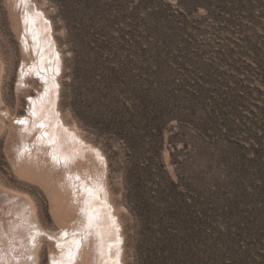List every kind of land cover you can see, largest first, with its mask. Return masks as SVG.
Wrapping results in <instances>:
<instances>
[{
  "label": "rangeland",
  "instance_id": "374dc122",
  "mask_svg": "<svg viewBox=\"0 0 264 264\" xmlns=\"http://www.w3.org/2000/svg\"><path fill=\"white\" fill-rule=\"evenodd\" d=\"M32 1L61 66L23 48L20 1L0 0V190L30 197L47 232L77 215L57 210L46 171L17 149L33 144L43 74H58L55 116L107 159L89 172L75 167L85 157L67 156L68 168L94 185L106 166V203L83 192L116 210L124 264H264V0ZM33 57L40 70L26 87L19 73ZM105 225L92 226L101 251ZM41 243L39 264L64 249L48 233Z\"/></svg>",
  "mask_w": 264,
  "mask_h": 264
},
{
  "label": "bare ground",
  "instance_id": "6f19581e",
  "mask_svg": "<svg viewBox=\"0 0 264 264\" xmlns=\"http://www.w3.org/2000/svg\"><path fill=\"white\" fill-rule=\"evenodd\" d=\"M16 1H20L18 3L20 4L19 7L20 9L23 8L24 12H22L23 17L20 16L19 22V25L22 28L21 35L22 33L24 35V37L22 38L24 46L23 48L26 47V49L30 52H32L33 48H36L38 61L40 60L46 63L47 66L45 67H48V65L50 64L53 68V72L54 70H60L59 67L61 66V64L59 63L58 58L56 57L53 43L54 39L52 41V35L50 33V25L52 23H49L50 20L45 14H43L42 10L40 11V8H37V4L34 5L32 0ZM38 61H36L33 57L32 60H26L21 68V71L19 73V79L20 82L22 80L24 81L26 87L30 80V72L34 73L37 69L40 70ZM4 68V62L0 59V82H2L1 75L4 72ZM43 75L45 80V86L43 87H46V93L48 94V96L47 98L46 96H43L41 100H39V102L37 101L36 97L34 98V102H36L35 105L37 107V120H35L37 126L33 123V125L36 126V129L34 128L36 130L35 136L32 138L33 144H31V141H25L23 139V143L18 142L19 144L17 146V149L22 155H24L26 160L28 156L25 152V149L27 148L29 152L28 155L31 156L32 160L30 162L31 164H29L30 166L36 169L34 171H36L37 173L41 171V169H44V171H46V173H44L45 177L43 178L45 179L50 189L49 191L51 193L52 199L56 205L57 210L69 219V214L73 213L72 210H75L77 206V212L75 213H77L80 221H72V217L75 215L74 214L71 217L70 224L62 226L60 232H47V230L43 227L39 219L37 207L30 197L29 198L31 200L28 197L25 199L23 197L18 198L16 197V194H8L7 190H0V264H39L38 260L40 257V247L42 244L41 237H43L46 233H48L50 237L57 239V242H59L60 244L62 243L61 245H63L64 247L61 253L57 251L59 254L57 252L56 254L53 252V250H51V264H73L74 262L75 264H91L93 259L97 261V264H103L104 262L98 263V260L100 258L102 259V256L104 260L105 258H107L106 260H109L108 264H124L121 255V252L123 253L124 250L123 236L120 230L122 225L118 220V214L115 209L114 211L112 210L111 205L106 206V204L100 205V202L95 203L100 198L101 202L102 199L105 200L108 192V189L106 192L105 185L103 184L104 181L101 180V176H103L102 174L104 173H101V171L103 169L106 170V166L105 168L102 167L103 169L100 168L101 170L98 167L100 172L97 173L99 175L98 177H96V185L95 183L94 185L91 184L89 181H87L85 185H81V182L85 179V176L83 175V177L82 175L76 173L75 170H71L70 168H68L70 167L69 160H74L75 156L77 157L81 155L85 157L86 160H89L91 164H89L88 161L84 160V162L79 161L77 166H74L78 167V169H89V172H93L94 166H92V164H94L95 161L94 160L93 162H91L93 158H95L96 156L97 158L100 157V159H106L105 155L103 154V152H101L100 149H98L94 145L92 147H88V145L82 144V141L80 142L81 136L75 133L76 130L74 128H68V126L64 122L62 123V119L60 117L58 118L55 116V111L57 110L58 112L59 110L58 106L57 108L55 106L57 105L55 101L57 96L56 87H60V81L57 77L58 74L55 75L56 78L52 76L54 74H52L49 78L48 76L50 75ZM48 85L51 86V89L47 88ZM59 95L57 96L58 98ZM1 99L2 98L0 97V100ZM45 101L47 109L49 110L47 111L48 115L46 114L47 112H43V115H41V105ZM44 114L47 116L46 119L43 118ZM28 117H25V122L31 121V119L29 120ZM30 123L31 122L27 124ZM24 128L27 129V127ZM31 130L29 129V132ZM23 131L25 130L22 128V133ZM29 132L27 133L28 135ZM91 150L94 151V153H92ZM72 155L74 157H72ZM67 156L70 157V159L67 158ZM26 164L27 162L24 161V165ZM40 164H42V166L44 164L43 167H45L46 164V170L45 168L39 167ZM30 166H26V170L29 169ZM32 167H30V170L32 169ZM65 167H67V169ZM22 168L24 170L23 166ZM47 168L49 172H47ZM39 173H43V171ZM91 174L92 173L88 174L87 178L92 176ZM79 177H81V179L78 180ZM91 182L93 183V181ZM83 191H85V193L91 192V194L94 195H92L93 197H95L96 195L95 198H97L98 196L97 200H93L95 204L90 203L89 201L91 200L85 198V194ZM101 192H105V195L101 194ZM74 200L78 201L76 205L74 203ZM109 201L111 203V200ZM104 202L106 203V200ZM89 207H91V211L89 210ZM80 208H85V212L80 211ZM77 215L74 216L75 219L77 218ZM96 224H101V226H106L105 224H107L109 226L108 230L110 231L111 229V231L113 232V234L111 233L112 235H109L108 237L107 235L110 234L108 230H106L105 227L103 228L100 226L102 230L99 231H107V235L103 236V240L100 241L101 244L104 243L103 245H105L106 247L108 244L107 250H99L97 245L99 244L98 238L95 239V237L92 236L93 231L96 230ZM93 225L95 226L94 230L92 227ZM71 227L72 230L70 229ZM100 227L99 229H101ZM99 231H97V234L94 232V234L98 236ZM78 244L81 246L79 247ZM61 245H59V247ZM68 246L69 248H67ZM101 246L102 245H100V249ZM81 247L82 250L80 251L79 248ZM55 250L56 249H54V251ZM105 252H107V254Z\"/></svg>",
  "mask_w": 264,
  "mask_h": 264
}]
</instances>
